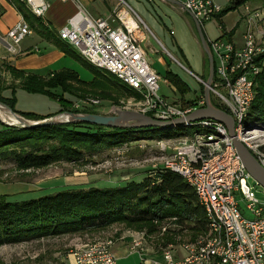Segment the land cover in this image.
<instances>
[{"label": "built area", "instance_id": "2783aa9c", "mask_svg": "<svg viewBox=\"0 0 264 264\" xmlns=\"http://www.w3.org/2000/svg\"><path fill=\"white\" fill-rule=\"evenodd\" d=\"M20 1L37 17L45 15L51 2ZM72 1L77 11L58 28V36L85 61L138 92L139 98L129 102L135 110L155 119L171 120L203 106V96L183 106L159 93V75L148 62L143 45L148 28L127 2L121 0L104 17L92 16L79 0ZM161 1L190 12L200 25L217 21L220 35L207 39L213 58L210 92L233 117L237 138L249 148L252 136L246 135L241 123L254 98L256 77L264 66V0L260 5L250 0L239 5V16L230 27L222 21L223 9L212 0ZM28 34L29 25L21 19L8 29L7 42L11 47ZM87 101L86 105L97 103ZM197 122L214 131L159 139L155 145L162 154L158 166L179 173L194 188L207 212V233L177 247L170 244L159 257L145 255L139 240H133L129 250L138 252L136 264H264V188L251 180L222 123L213 119ZM158 166L153 164L154 168ZM255 187L262 189V198ZM111 245L110 240L78 245L71 252L72 260L74 264H119Z\"/></svg>", "mask_w": 264, "mask_h": 264}, {"label": "trees", "instance_id": "16d2710c", "mask_svg": "<svg viewBox=\"0 0 264 264\" xmlns=\"http://www.w3.org/2000/svg\"><path fill=\"white\" fill-rule=\"evenodd\" d=\"M245 1L230 0L229 8L223 10L221 15ZM10 2L27 23L25 12L31 14L40 25H44L43 19L33 15L23 2ZM42 37L59 47L64 55L79 59L93 72L94 77L86 82L75 71L64 67L40 75L5 63L0 68V101L17 114L32 121L48 118L68 110L66 107L72 99L64 96L65 93L76 96L73 92L76 87L92 88L101 81L116 90H132L116 76L85 61L58 36L56 30L46 27ZM204 57L208 74V60L206 55ZM3 71L9 73L10 83H6L1 76ZM166 76L181 95L189 90L188 84L177 74L167 71ZM18 87L28 92L56 96L61 103L60 109L48 115L16 110L14 92ZM56 88L61 91L59 96L51 92ZM6 89L10 90V96L3 95ZM254 91V98L242 119L243 128L264 126V66L256 77ZM212 102L222 108L214 99ZM194 103L189 99L184 101L185 106ZM197 121L164 128H111L85 122L27 127L0 123V163H11L19 169L40 168L58 161H79L85 154L133 140L170 139L191 135L193 132L214 131L211 126ZM259 150L264 153V143L259 146ZM165 221L172 224L168 229L170 232L185 233L188 237L186 242L195 241L207 233L206 209L194 188L179 173L160 166L145 170L140 180L131 178L115 186L64 188L23 200H9L6 195H0V245L101 229L119 222L152 225Z\"/></svg>", "mask_w": 264, "mask_h": 264}, {"label": "rangeland", "instance_id": "374dc122", "mask_svg": "<svg viewBox=\"0 0 264 264\" xmlns=\"http://www.w3.org/2000/svg\"><path fill=\"white\" fill-rule=\"evenodd\" d=\"M120 1L121 0H96V2H103L109 13ZM124 1L135 10L148 28L145 30L147 39L144 41L143 45L148 62L159 75V93L168 101L178 105L185 106L184 101L188 99L195 103L198 102L200 96H203L202 91L204 83L198 81L193 74L200 77L205 82L206 79L204 80L203 77L207 74V63L206 59H204L205 54L203 52L201 53L202 50L200 51L198 47L199 41L193 21L188 12L178 7H172L167 1ZM212 1L223 10L230 6V0ZM250 3L260 5L262 4V0H250ZM240 9L241 7H236L224 14L223 21L226 23L224 24L225 26L230 27L232 25L238 18ZM25 13L33 34L35 33L42 36V32L45 31L47 27L44 20V25H40L31 14L28 12ZM201 27L206 42L207 39L213 40L220 35L217 21L214 19L204 22ZM170 30H173L172 34H169ZM237 35L238 34H236V36ZM196 39L198 44L196 43ZM26 40L27 43L34 41L35 36L28 35ZM59 67L75 71L78 77L86 82L91 81L94 77L93 72L87 66L79 59L71 56L65 55ZM167 71L177 74L188 84L189 90L181 95L168 80L166 76ZM4 73H1V76H3L6 83H10L11 77L9 73ZM51 92L55 93L57 96L61 94L58 88L52 89ZM73 92L76 96H71L67 93L64 94V96L71 98L72 101L66 107L68 110H64L60 113L72 112V110L76 109L78 112L73 113L114 114L118 109L135 110L129 102L139 98L138 92L133 89L116 90L114 87H111V85H107L102 81L92 88L76 87V90L73 89ZM3 94L5 96H10L11 92L10 90H5ZM14 97V107L18 111L48 115L56 113L60 109L61 103L56 96L28 92L18 87L15 89ZM210 97L212 101L214 98L211 92ZM88 99L97 100V103L86 105ZM89 100L87 102H90ZM76 104L79 105L76 106ZM4 123L8 124L6 122ZM244 129H246V135L252 136L249 149L256 155V158L258 160L260 159L264 164V153L259 150V146L264 143V126ZM161 155L162 154L156 148L154 139H138L125 142L122 145L85 154L83 159L75 162L58 161L48 166L28 169H19L14 167L11 163L4 162L0 163V195H6L9 200H23L44 195L46 192H37L33 187L35 185V178H39V176H44L45 178L54 177L55 175L62 177L68 175L76 177L82 176L85 178L83 179V181H85V187L91 185L97 187L119 185L122 181L127 180H121L120 177L123 176H128V179L140 180L145 170L153 169V164L157 166L160 164ZM251 180L255 182L252 178ZM255 188L257 189V196L262 198V189L259 187ZM237 195L240 199L243 197L240 192H238ZM169 222L170 221L153 223L152 225H129L124 222H119L101 229L2 244L0 245V264H74L71 256V252L74 248L78 245L96 240H110L112 244L111 249L114 253V250H120L122 252L124 248H127V251H129L130 246L133 244V240H139L145 255L149 257H159L170 244L177 247L176 245L186 242L188 238L185 233L179 234L170 232L168 229L172 224Z\"/></svg>", "mask_w": 264, "mask_h": 264}, {"label": "crops", "instance_id": "0c3cea01", "mask_svg": "<svg viewBox=\"0 0 264 264\" xmlns=\"http://www.w3.org/2000/svg\"><path fill=\"white\" fill-rule=\"evenodd\" d=\"M79 1L82 6L94 16L105 17L110 14L103 2H96V0ZM76 11L77 6L72 0H51L49 9L41 18L44 20V23L48 29H53L57 32L58 28L63 26L67 22V19L71 17ZM21 19L24 20L20 12L9 0H0V35L6 41H8V38L6 37L8 29L14 26ZM223 23L226 24L224 21ZM27 24L31 30V34L28 35H34L35 40L27 43L26 39L28 35H26L18 44L12 45L11 47H6L0 44V68L3 66V64L7 63L17 69L40 75H45L51 71L63 68L59 67V65L62 63L63 57L65 56L61 49L50 41L46 40L44 37L35 33L33 34L30 24ZM196 43L198 44L197 39ZM198 47L200 48L199 44ZM4 72L5 71L1 73ZM3 121L4 120L0 117V123H4ZM83 179L85 178L82 176L76 177L71 175L63 177L55 175L54 177L46 178L44 176H39V178H35V185L33 187L37 192L48 193L57 189L85 187L86 185ZM120 179H128V176L120 177ZM114 251L119 264H136L139 260L138 253L136 251H127V248H124L122 252L120 250Z\"/></svg>", "mask_w": 264, "mask_h": 264}, {"label": "water", "instance_id": "95a60500", "mask_svg": "<svg viewBox=\"0 0 264 264\" xmlns=\"http://www.w3.org/2000/svg\"><path fill=\"white\" fill-rule=\"evenodd\" d=\"M188 14L193 21L200 48L206 55L208 60V74L204 82L202 91L204 105L192 110L184 116H180L171 120H159L137 110L118 109L114 114L65 112V114L68 115V118L66 120H58L56 116L59 114H57L39 121H32L17 114L8 105L1 101L0 107L4 108L12 117H14V119L16 120L15 123L20 124L23 127L40 124L85 122L111 128H164L202 119H213L217 122L222 123L226 127L227 136L231 139L232 146L235 149L243 167L246 169L250 177L257 184L264 188V166L251 152V150L240 139L237 138L234 131L235 121L233 117L224 109L215 106L211 101L210 85L213 78V58L208 48L206 38L200 23L193 17V14H191L190 12H188ZM0 44L9 47V43L1 35ZM15 123L11 122L10 124L14 125Z\"/></svg>", "mask_w": 264, "mask_h": 264}, {"label": "bare ground", "instance_id": "6f19581e", "mask_svg": "<svg viewBox=\"0 0 264 264\" xmlns=\"http://www.w3.org/2000/svg\"><path fill=\"white\" fill-rule=\"evenodd\" d=\"M112 75V74H111ZM0 117L4 120V121H6V122H8L9 124L11 123V122H16V120L14 119V117H12L4 108H1L0 107ZM56 118L58 119V120H66L67 118H68V115L67 114H65V113H60L59 115H57L56 116ZM15 124H17V123H15ZM18 125H20V124H18ZM252 139V138H251ZM175 172V171H174ZM197 195V194H196ZM207 213V212H206Z\"/></svg>", "mask_w": 264, "mask_h": 264}]
</instances>
